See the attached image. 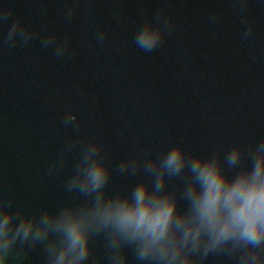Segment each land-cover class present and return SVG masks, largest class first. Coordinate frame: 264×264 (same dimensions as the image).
Segmentation results:
<instances>
[{
  "label": "water",
  "instance_id": "95a60500",
  "mask_svg": "<svg viewBox=\"0 0 264 264\" xmlns=\"http://www.w3.org/2000/svg\"><path fill=\"white\" fill-rule=\"evenodd\" d=\"M73 2L0 0V7L16 10L0 38L17 18L47 27L27 46L0 47V184L15 195L14 207L35 213L71 201L63 182L78 150L59 175H48V167L77 135L102 139L114 163L134 156L137 147L154 154L183 142L208 154L264 139V0L249 2L255 33L247 40L229 0H80L76 18L66 23L64 11ZM161 8L169 9L175 31L146 54L133 38ZM215 12H223L218 23L210 22ZM105 30L101 46L95 37ZM52 33L70 37L74 57L57 59L52 48L41 47ZM68 112L78 113L79 133L61 123ZM132 182L116 174L111 189ZM104 251L97 241V255ZM23 264H45L41 249ZM206 264L236 261L210 257Z\"/></svg>",
  "mask_w": 264,
  "mask_h": 264
},
{
  "label": "clouds",
  "instance_id": "9594fccd",
  "mask_svg": "<svg viewBox=\"0 0 264 264\" xmlns=\"http://www.w3.org/2000/svg\"><path fill=\"white\" fill-rule=\"evenodd\" d=\"M80 0L64 11L66 23L77 15ZM92 0H84L90 5ZM250 0H229L244 25L242 39L254 36L249 23ZM0 7V28L15 15ZM146 9H141L145 12ZM224 9L223 12H227ZM223 12L210 22L218 23ZM118 18V13L113 12ZM175 31L169 9L161 8L134 35L146 54L161 48ZM42 32L15 19L0 38V47L27 46ZM107 31H98L103 46ZM57 58L68 55L70 37L56 33L40 41ZM61 123L79 133L78 113L68 112ZM78 150V151H77ZM77 151L72 173L63 182L71 201L56 209L30 213L14 207L16 197L0 184V264H23L40 248L45 264H206L210 257L234 259L236 264H264V139L237 143L208 154L183 142L166 145L154 154L137 147L134 156L114 163L99 137L68 138L50 163L48 175H59ZM133 181L113 191L114 175ZM102 240L103 256L97 255Z\"/></svg>",
  "mask_w": 264,
  "mask_h": 264
}]
</instances>
